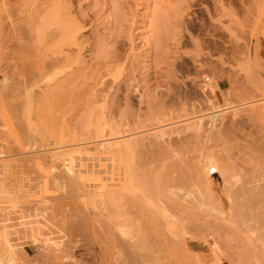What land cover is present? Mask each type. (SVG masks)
<instances>
[{"label": "rangeland", "instance_id": "1", "mask_svg": "<svg viewBox=\"0 0 264 264\" xmlns=\"http://www.w3.org/2000/svg\"><path fill=\"white\" fill-rule=\"evenodd\" d=\"M3 1L4 0H0L1 5ZM5 1L4 3H6L7 7L10 9H14L16 6L19 7V5L20 7L23 5H28L27 7H29L27 8L29 10L28 14L25 15L24 12V15L22 14L20 16L18 13L14 12V10H10L14 23L24 21L25 19L27 20L29 18L27 15L30 13L39 18V20H37L38 18L34 19V16H32L36 22H41L43 20L44 17L41 16H45L44 19L48 21L52 19L50 20L52 23L50 31L52 32L49 31L46 36L44 35L42 37L43 39H40L41 37L39 38L41 42L44 40L42 43L38 41V44V42H36L38 37L35 34L36 37L34 35L32 36V34H25V36H23L24 34L19 35L20 40L18 42L22 47L26 49V45L31 42L30 44H34V46L38 44L39 46H37L39 49L42 47L41 50L43 53L51 54L54 51L62 50L69 56H80L83 61L85 60L83 62L85 65L82 63V66L78 64L79 66L76 67V63L71 62L70 65L72 67L65 69L66 71L62 73L59 72L67 66L58 68V72L56 69H54L56 72L53 69H49V72H45L44 78L40 77L41 79H38L42 82L36 80V77V82L34 79L31 81V83L35 82V84L32 86L28 84V90H31L30 96H28L27 90H24L27 84L25 85L24 81L15 78L16 76L14 75L8 90H4L6 88H4L0 82V152L8 156L6 157L8 161L6 160L3 163L4 165L1 166L3 169L1 170L3 187L0 188H3L4 191L2 192L0 189V235L9 237L10 241L14 242L15 246L20 247V250L14 255L16 260L15 264H66L67 262L61 260L65 256L75 258L74 264H103V261H105L104 264H112L111 261L115 259L113 255L116 254V248H114L115 239L113 238L114 235L118 236L115 232V230L117 231V227L114 228L113 225L117 226L116 222L121 218L119 217L120 215L118 216L119 212L115 209L113 210L117 213L111 212L110 210L112 207L109 206L108 209L106 208L103 211L105 213L110 209L107 213L102 215L104 218L100 217L101 215H97L100 213V206L98 208L97 206L91 205L95 204V202L99 204L97 202L99 200L96 198V201L94 200L95 202H91L92 200L90 199L94 197L90 198V194L87 193L93 190L90 186V182H88L87 179L83 181L82 178V180H80L79 177H75L74 179L77 178L75 181L79 184L77 183V185H74L68 181L65 174L63 176V168L60 165L61 161L64 162L65 160V158H63L65 157L63 150L65 151L67 148L68 150L72 148H82V146L94 147L100 139H87V141L84 140L83 142L79 139L86 138L88 135H93L95 133L94 130L99 129V125H108L111 126V128L113 127V129L122 131L126 128L125 123H127L132 129L131 133L126 132L121 135L110 136V127L107 126L105 130L106 136L102 140L106 144L144 137L149 144H153L158 140V145L161 147L164 143H168V140L173 142L172 138L174 140L176 139V137H172L162 142L160 135L164 131L170 132V130H175L205 117L206 122L204 121L203 123L206 124H204L206 128V126H209V119L207 118L213 115L212 111H214L213 109L215 106L218 107L220 105L211 90L214 86L213 84L216 83L221 90V93L218 94L219 97H222L221 99L223 100L227 99L224 100L226 102H222L221 100V109L225 108V112L231 107L226 103L233 100L237 105L234 103H232V105H236V107L239 106L238 108L243 109L245 114H248L250 112L248 109H252V107L255 112L258 110L262 112L264 110V107H262V105L264 106V90H262L264 89V51H261V49L264 44V0ZM42 2L44 3L42 4ZM57 2L60 3L63 8L61 5L59 7ZM221 5L229 9L232 8L235 13L233 14V11L231 12V18L229 16L231 15L229 11H225L228 12L229 15L223 14L225 13V9L222 10L223 6L221 7ZM2 6L4 7L5 5ZM43 9L46 11L44 12ZM34 12L37 13V15H35ZM224 15H226L227 18ZM6 18L7 16H5V22L7 23L6 29H8L10 28L11 22ZM73 22H75V24ZM76 23L86 27L80 31L79 24ZM22 24L24 23L22 22ZM76 25H78V30L76 29L77 27H75ZM72 31L74 33V39L71 36ZM75 43L77 45H75ZM246 57H248L249 60L248 58L246 59ZM249 61H251V63H249ZM0 62L3 63L1 67L5 68L7 66L4 61L0 60ZM11 62L14 63L13 61ZM252 63L253 65H251ZM243 64L252 66L246 67L245 69L248 68L249 70V68H251V71L249 70L252 72L251 75H253V73L257 75L254 76V80H251L255 82V84H259L258 86L255 85L258 87L256 89L257 91L255 88L252 91V86L249 88L250 84L247 83V81H251L246 79H249V77H246L247 75L244 74L245 71L241 73L242 70L240 71L241 67L239 66ZM256 65L259 66L256 67ZM13 67L12 64L11 68H7L9 75L15 73L16 69L14 70ZM74 70L84 71L83 73L85 75L83 74V76H86V78H84V84L82 83V81L84 82L83 78H78L75 81H66L67 77H69ZM247 74L250 75L249 72H247ZM252 77L253 76H251V78ZM0 80H2V77H0ZM64 81L69 83L70 86L63 83ZM131 81H133L134 84H132ZM81 83L82 87L78 85ZM128 83L134 85V88L140 86V90L137 92L131 89L132 92L129 93L130 90H128L127 93V89H129L131 85ZM242 83L248 84V86ZM61 84L69 86H67L69 91L64 86L61 87L63 90H67H65L66 94H62L67 98L73 99L72 101L69 99V103H67L68 101H63V99L66 98L59 96L56 102L54 100L56 99V97L54 98V96L57 95L56 93V95L54 93L51 95L52 93H50L49 97L48 91L53 89L61 93L60 89H55L56 86H60ZM114 84H116L115 88H113ZM243 86L245 88H243ZM78 87H80V89ZM110 87L112 89H110ZM259 87H262V89H259ZM46 89L48 91H46ZM159 89L161 91H159ZM231 89H234L233 91L235 92L236 90L238 91L232 94ZM98 90H100L98 95H106L107 101H104L106 99L103 97V100L101 99L102 101L96 103L98 98H96L97 94L94 93ZM70 91L74 98L70 97ZM144 91L147 93L144 94ZM248 91L252 94V97L256 95L257 92L259 93H257L256 97L250 98L251 94L246 95ZM45 92L48 94L47 98L45 97ZM67 93L68 96H66ZM238 93L240 95H238ZM144 95L146 96L144 97ZM230 95L231 97H229ZM248 96L249 99H245V97ZM29 97L30 102L28 103ZM60 98L65 103H60L61 100L58 101ZM126 98L131 102L129 105L131 110L128 109L129 111H127L128 115L127 112L124 111L125 105H127ZM99 102H105V106H108L106 107L107 110L104 112L105 114L102 113L103 111L98 107L99 105L96 106ZM183 102L188 103L187 106H185L186 110L183 108L184 106L182 107ZM150 103L152 105H150ZM192 103H198L195 110H192V107H190ZM254 107L257 108L255 109ZM27 108L28 111L25 113ZM232 108L233 106L229 111L238 109ZM260 108L262 110H260ZM254 110L253 113H255ZM193 111L198 113L195 115ZM229 111L226 114L228 116L227 118L230 119L231 113H229ZM101 113L103 115H100ZM121 113L124 115L126 113L127 118ZM188 114H191V116ZM97 119L98 121L96 122L95 120ZM244 119L247 120L246 118ZM88 121L89 123H87ZM29 124H33V127L28 128V130L23 127V125L27 127ZM247 126L248 125L245 127V129L249 128V130H246L247 132L251 129L253 131L256 130L254 126L252 127L249 125L250 127L248 128ZM215 132L216 131L212 133L215 134ZM216 134L214 136H216ZM92 150L94 151V149ZM50 166H55L57 168L56 174H51L49 170ZM48 170L49 174H47ZM44 173L46 176H44ZM50 174L52 176H50ZM19 179H21L24 185L20 189H18ZM41 180L49 183L50 187H44L46 184H41ZM59 183L62 184L59 185ZM30 184L35 185L29 187L28 185ZM38 186L43 187L44 191ZM75 186L77 187L75 188ZM34 187L35 189H33ZM37 187L42 190H37ZM29 188L32 189V192H30ZM22 189H25V191ZM13 190L22 192L16 194ZM12 192L15 194H11ZM84 192H86L88 196ZM83 196L86 197L83 198ZM100 203L102 202L100 201ZM93 207L97 209H93ZM101 207L103 206L101 205ZM94 210L98 211L96 212ZM109 212H111L110 214L112 216L108 214ZM107 215L111 217L109 218L111 221L106 219L105 216ZM113 216L116 217L114 218L115 221ZM91 218L96 222L93 219L87 222ZM85 219H87V221ZM98 220H101V223L102 221H107L105 222L106 224H101ZM92 221L95 223H91ZM163 223L164 220L159 222V227L156 226L157 230H154V227H152L153 229L150 227V229L148 227H143L140 229L141 234L140 232L138 233V229L136 230L133 228V231H131L133 233L131 234L134 235L132 239L133 244L138 242L139 238L141 239L143 236L142 233L146 234L145 231L149 232L150 230L152 231H150L151 235L150 233L147 234H149L148 237H152L147 238V240L153 245L159 244V240H163L161 236L168 235L169 232L174 231L173 228L171 230L169 225L164 223L169 230L165 227V232H162L164 230H161V228L164 229L162 226H165ZM91 224L93 225L91 226ZM98 224H101L100 226L103 229L99 226L97 227ZM242 228L243 227H241V229ZM243 229V232L247 231V228ZM154 232H159L158 234L163 233V235L160 234V236L156 238L157 236L155 237L156 233ZM34 234H36V237L38 236L37 238L40 240V242L38 241L39 243L34 242V239L31 238ZM110 234L113 238H111V236L108 237ZM163 237L167 238L168 236ZM1 239L0 237V258H2L1 255L5 252ZM54 241H56L55 243H61V250L56 249V251H54ZM193 241L194 239L192 240L189 238L187 245L184 244L183 247V245L180 244L179 248L169 245V247L166 248L170 250V252L164 249V251L162 250V252L165 253V255L163 254L162 256L164 259L163 261L166 264L168 263L166 261H169L168 264H183L182 262L186 264H219L214 258L210 244L198 240ZM203 245L206 246L207 249H203ZM212 245H214V242ZM261 245L263 244L259 242L258 246L262 248ZM260 247L259 249H261ZM177 248L180 253L185 252L187 254L186 256H190L192 253L194 258L191 256L184 259L185 255L177 256L179 254ZM238 248L240 249L241 247L238 246ZM100 251H104V253L108 251L109 255H103L104 253ZM171 251H173V253ZM261 251L263 250L261 249ZM169 253L170 255L176 253L175 257L172 255L175 259L168 255ZM97 254L103 255V257ZM107 256H109L108 259ZM168 256H170L173 261H171L170 257V260L167 259L166 257ZM243 256L245 255H242V257ZM246 257L242 259H240V257L237 259L236 257L234 259L235 261H232V264H240L242 262V264H257L255 259H251L248 255ZM101 258L102 260L104 259L102 263L98 261L99 259L101 260ZM105 259H107V261ZM225 259L226 258H224V260ZM179 260L181 262H179ZM152 261L154 260L142 261L143 263L141 262L140 264H158L156 262L152 263Z\"/></svg>", "mask_w": 264, "mask_h": 264}, {"label": "bare ground", "instance_id": "2", "mask_svg": "<svg viewBox=\"0 0 264 264\" xmlns=\"http://www.w3.org/2000/svg\"><path fill=\"white\" fill-rule=\"evenodd\" d=\"M4 2L6 1L5 0L3 1L2 5H5L4 7L0 4V60L4 61L7 65L5 68L1 67L3 63L0 62L1 63L0 64V77H2V80H0V82H1V85L4 88H6L4 90H8V88L11 86L12 77L16 76L15 78L21 79L22 81H24L25 85L27 84V86L24 85L26 87L24 90H27L26 92L28 96H30L31 90L30 91L28 90L29 88L28 86L29 85L32 86L33 84H35L36 77H37L36 80H38L40 77L45 76L44 75L45 72H47L49 69H53V70L56 69L57 71L58 68L67 66L68 68L67 67L63 68L59 72V73H62L63 71H66L65 69H69L72 67L70 65L71 62H75L76 67H78L79 65L82 66L81 64L85 60L83 61V59L80 56L72 57V56L67 55L62 50L54 51L51 54L45 53V52L43 53V51L41 50L42 47L41 49H39L38 44L39 42H41L40 39H43L42 37L44 35L46 36V34L50 31V27L52 26V23L50 22V20L52 19L48 21L44 19L45 16H41V17H44L43 20L42 21L40 20L41 22L37 21L38 22L37 23L34 19H37L38 17L30 13L29 15H27L29 16L27 20L25 19L24 21L14 23L12 20V16H11L12 13H10V10H14V12L18 13V15L20 16L24 12H25L24 13L25 15L28 14L29 10L27 8L29 7H27L28 5L27 6L23 5L21 7L19 5V7L16 6V8L10 9L7 7V4ZM43 3L44 2H42V4ZM58 4L60 7L61 4L60 3ZM222 6L223 5H221V7ZM223 7H222V10L225 9L224 12L229 11V14L231 15H229L228 12H225L223 14L229 15L231 18L232 13L234 14L235 12L232 10V8L229 9V8H226L225 6ZM43 10L44 12L46 11L45 9ZM35 15H37V13H35ZM5 16H7L8 21L11 22L10 28L8 29H6L7 23L5 22ZM32 16H34L33 17L34 19L32 18ZM224 16L227 18L226 15ZM37 20H39V18ZM53 21H54V18H53ZM22 22L24 24H22ZM73 23L75 24V22ZM76 24H79V23H76ZM77 26L78 25H76L75 27ZM85 27L86 26L79 24L80 31L81 29L83 30ZM76 29L78 30V27ZM25 34L26 35L32 34V36L35 34L38 37L36 40V42L39 41L37 44L38 46L36 44L34 46V44H30L31 42H29V44L26 45L27 46L26 49L22 47L20 43L18 42L20 40L19 35L25 36ZM71 34H72L71 36L73 37V34H74L73 31ZM74 38L75 37H73V39ZM76 43L75 45H77ZM247 58L248 57H246V59ZM11 61H13L14 63H12ZM249 63H251V61H249ZM12 64L14 66L13 67L14 70L15 69L16 70H15V73L13 72L14 74L12 75L10 74L11 75L10 76L9 72L7 71V68L8 67L11 68ZM83 64L85 65V63ZM248 64L247 65L243 64L244 66L240 65L239 67H241L240 68V71L242 70L241 73L245 71L244 74L247 75L246 77H249V79L248 78L246 79L251 81V80H254V76H257V75L256 74L254 75V73L253 75H251L252 74V72H250L251 68H249L250 71L248 70V68L245 69L246 67H252V66H249ZM255 64H256V61H255ZM251 65H253V63ZM259 65H256V67H258ZM83 72L84 71L82 70H77V71L74 70L73 73L69 75V77H67V80L66 79L65 80L68 82L69 80L75 81L78 78H83L84 82L82 81V83L84 84L85 83L84 78H86V76H83L84 74ZM247 72H249L250 75L247 74ZM251 76L253 77L251 78ZM33 79L35 82L31 83ZM38 81H41V80H38ZM66 81H64L63 83H66ZM82 83L78 85H81L80 87H82ZM131 83L134 84L133 81H131ZM247 83L250 84L249 88L250 86H252V91L254 88L256 90L258 88L257 86L259 85V84H255V82L253 81L251 82L247 81ZM66 84L69 85V83H66ZM132 84L130 85V88L128 87L129 89H127V93H128V90H130L129 93H131L132 92L131 89L137 92L138 90H140V86H137L136 88H134L135 86ZM65 85L61 84L60 86L59 85L56 87L54 86L56 90L60 89L61 93H59L58 90L55 91L53 89L51 90L52 91L51 92L46 89V91H48L49 97H50V93H52L51 95H53V93L54 94L56 93L57 95L55 94L56 96H54V98L56 97V99H54L55 101L57 100L58 96L62 98H66L67 100L63 99V101L65 100V102H67L69 99L70 101H72L73 99L67 98L64 96L67 90L66 89L63 90V88L61 87L64 86L65 88H67L68 85L66 86ZM213 85L214 86L211 89L212 93L215 95L220 105L219 106L217 105L218 107L215 106V108L212 106L214 108L213 109L214 111H212L213 115L207 118L209 119L208 121L209 126L208 127L206 126V128H205L206 124L203 123L204 121L206 122L205 120L206 117H205V118H200L197 121L188 123L185 126L179 127L175 130H170V132L164 131L160 135L162 142L168 139H171L172 137H176V139L174 140L172 138L173 142H171V140H168L169 142L164 143L163 146L161 147L160 145H158L159 143L158 140L155 141L153 144H149L146 142L144 137L143 138L139 137V139L136 138L133 140L127 139L125 141L123 140V142L120 141V142H115L113 144L111 143L106 144L102 140L106 136L105 130L108 125H104V126L99 125V129L98 130L95 129L94 130L95 133L93 135L91 136L88 135L86 138L79 139V140H82V142L84 140L87 141V139L88 140L90 139L99 140L100 139L99 142L94 147H85V146L83 147L82 146V148L80 147L72 148L69 150L68 148L67 149L65 148L66 150L65 151L63 150L64 153L61 152L65 155V157H63L65 158L64 162L61 161V164H60L64 172V173L62 172L61 173L63 174V176L65 174L68 181H70L74 185H77L78 183L75 181L77 179V178L74 179L75 177H79L80 180L83 179V181L84 179L85 180L87 179L88 182H90V186L93 190L87 193L90 194L91 196L90 198H93V197L94 198L93 199L89 198V199L92 200L91 202H95L96 198H98L99 201L97 202L103 206L101 207V205L97 204L96 202L95 204L91 205V206H97L98 208L100 206L99 208L100 213L97 215H101L100 217H102V215H104L110 210L109 209L105 213L103 212L106 208L108 209L109 206L112 207V209L110 210L111 212H116V211L119 212L118 216L120 215L119 217L121 218L120 220H118L119 217L117 216L118 217L117 219L118 222H116L117 226L113 225L114 228L117 227V231L115 230V232L116 234H118V236L114 235V238H113L111 234L108 235V237L111 236V238L115 239L114 248H116V251L115 250L113 251H115L116 254L113 255L114 252L112 251L113 252L112 255L115 258L114 259L111 257L112 259H114V261H111L112 264H132V263L135 264L137 262H139L137 264H140L142 261H147V260H154L152 261V263L156 262L158 264H166L163 261L164 259L162 258L163 254L165 255V253H163L162 250L164 249L165 251L170 252V250L166 248V247H169V245H171V247L176 246L179 248V245L181 244L184 247V244L187 245L189 238L192 240L194 239V241L198 240V241H203L205 243L210 244L214 258L216 259V261H218L219 264L221 263L222 264H227V263L232 264V261L236 257L237 259L239 257L240 259H242L243 257H246L247 255L251 259H255L257 264H264V113H263L264 110L262 112L259 110L255 112V110L252 107V109L251 108L248 109L250 110V112L249 113L246 112L248 114H245V111L243 109L241 108L239 109L238 108L239 106L236 107L237 104L234 103L235 101L233 100L234 102L231 101V102H227L226 104L228 106H231V107L233 106V108H238V109L232 108L233 109L232 111H229L231 107L230 109H228L229 113H231L230 114L231 117L229 119L227 118L228 116L226 114L228 113V111L225 112L226 110L225 108L221 109V106H222L221 100L222 102H226L224 100H227V99H224V100L221 99L222 97H219L218 95L219 93H221L219 85L217 83ZM115 86L116 84L113 85V88H115ZM246 86H248V84ZM80 87L78 88L80 89ZM243 88L245 87L243 86ZM67 89L69 91V88ZM110 89L112 88L110 87ZM234 89H231L232 94L233 92L237 93L238 91L236 90L235 92L233 91ZM237 89H238V86H237ZM259 89H262V87H259ZM100 90L96 91L97 93L93 92L94 94H97L96 98H98V100L95 98L97 100L96 103L98 101H102L103 97L106 99L104 101H107L106 95L104 94L98 95V92H100ZM159 91L161 90L159 89ZM259 92H262V91H259ZM145 93L147 92L144 91V94ZM48 94H46L45 96L46 98ZM248 94H251V93H249L248 91L246 95ZM72 95L73 94L71 92L70 97L74 98ZM238 95L240 94L238 93ZM256 95L252 97V94H251L250 98H254L256 97ZM66 96H68V93ZM145 96L146 95H144V97ZM229 97H231V95ZM128 98H126L125 100H127ZM246 98L249 99V96L245 97V99ZM60 100H61L60 103H65L62 101L61 98L58 99V101ZM113 100H114V96H113ZM70 101H68L67 103H69ZM129 101L130 100H127V105H125L126 106L125 108L127 110L124 108V111L126 112L131 110V107L129 106L131 102ZM29 102H30V97H29L28 103ZM102 103L99 102L98 104H96V106L99 105L98 107H100L101 110L103 111L102 113H104L105 110H107L106 107L108 106H105V102L103 104ZM232 103L236 105L234 106L232 105ZM187 104H188L187 102H183L182 107L184 106L183 108L185 110H186L185 106H187ZM150 105L152 104L150 103ZM196 106H198V103H192L190 107H192V110L193 109L195 110ZM257 107H254V108L256 109ZM262 107L264 106L262 105ZM184 109L182 110L185 111ZM253 110L255 113H253ZM260 110L262 109L260 108ZM27 111H28V108L25 110V113ZM102 113L100 115H103ZM197 113L195 112V115ZM127 115H128V112H127ZM188 115L191 116V114H188ZM245 115H248V116H245ZM124 117H126V113ZM244 118H246L248 121L245 120ZM95 121L97 122L98 119ZM26 123H30V122H26ZM87 123H89V121ZM125 125L124 126L126 128L122 131L113 129V127L111 128V126H108L110 127L109 135L116 136V135H121L126 132L131 133L132 129L130 126H128L129 124L127 125V123H125ZM246 125H248L247 128L250 126L252 127L254 126L256 127L255 128L256 130L253 131L251 129L250 131L247 132L246 130H249V128L245 129ZM23 127H25L28 130V128L33 127V124L32 125L29 124L27 127L23 125ZM214 131H216L215 134L217 133L216 136H214L215 134H213ZM92 149H94V151ZM6 157H8L6 156V154H3L2 152H0V187H3V183L1 181L2 180L1 170L3 169L1 166H3L4 165L3 163L8 159ZM49 170L51 174L54 175L56 174L57 168L55 166H50ZM49 170L47 171L48 173L46 172L47 174H49ZM51 174L50 176H52ZM44 176H46L45 173H44ZM21 179H19L20 182L18 184V187H19L18 189L24 186L22 184ZM43 181L41 182V184L44 183L46 184V186L44 185H41V186H44V187L49 186V183L43 182ZM53 182H58V181H53ZM62 183H59V185ZM24 184H27V183H24ZM14 185H17V184H14ZM31 185H35V184H30L28 186L30 187ZM65 185L67 186L66 183ZM41 186H38V187H41ZM38 187H37V190L43 189L44 191L43 187H41L42 189L41 188L38 189ZM76 187L77 186H75V188ZM33 189H35V187ZM1 190L2 192L4 191L3 188ZM29 190L30 192H32V189L29 188ZM13 191L16 192L15 190ZM23 191H25V189ZM18 192L21 193L22 191H18ZM18 192H16V194ZM11 194H13V192ZM85 197L83 196V198ZM100 201L102 203H100ZM93 209H97V208L93 207ZM113 209H115L116 211ZM94 211L97 212L98 210H94ZM111 212H109L108 214H110ZM115 216H113V219L116 218ZM105 217L106 219L111 218V217H108V215ZM87 219L85 220L87 221ZM92 219L93 218L89 219L87 222L91 221ZM163 220L165 224L169 225V228H171V230L172 228L174 229V231L169 232L168 235L166 233H164L166 235H163V233H160L163 236H166V237L168 236L167 238H164L163 236H161L163 240H159V244L153 245L151 242H149V240H147V238L152 237V236L148 237L149 234L147 233H150L151 235L152 231L150 230L151 231L150 232L148 230L149 232H147L145 230H142V231H145L146 234L142 233L143 236L141 237V239L139 238V241L133 244L132 239L134 238V235H132L133 233L131 232L133 231V228H135L136 230L138 229L139 230L138 233L140 232V234H141L140 229L143 227H148V228L154 227V230H157V227H159L158 226L159 222ZM94 221H92L91 223L96 222ZM106 221H102L101 223V220L100 221L98 220V222L101 224H106L105 223ZM112 223L115 224L114 222ZM101 224H98L97 227L99 226L100 228H102L100 226ZM92 225L93 224H91V226ZM166 226L167 225L162 226L164 228V229L161 228V230H164L162 232H165ZM241 227H243L244 229L247 228V231L243 232L242 231L243 228L241 229ZM169 228L167 229L169 230ZM108 230H111V229H108ZM156 234H155V237L157 236L156 238H158L160 234L158 235ZM0 237L2 238L1 240L5 248V252H3V255H1L2 258H0V264H15L16 260H15L14 255H16V252L20 250V247L15 246L14 242H11L9 237L5 235L4 236L0 235ZM37 237H36V234H34L32 235L31 238L34 239V242L39 243L40 240ZM150 241H153V240H150ZM55 242L56 241H54V243ZM213 242H214V245H212ZM259 242L263 244L261 245L262 248L258 246ZM235 244H237L241 248L239 249L238 246ZM54 246H55L54 251H56V249L59 250L62 245L61 243L60 244L55 243ZM259 247L263 251H261ZM178 248H177V251H179ZM202 248L207 249V247L204 245L202 246ZM100 252L104 253V251H100ZM171 252L173 253V251ZM178 253H177L178 254L177 256L185 255L184 259L186 257L189 258L193 256L192 253L190 256H186L187 254L185 252L180 253L179 251ZM107 254H108V251H106L103 255H107ZM175 254L170 255L169 253L168 255H170L171 257L173 255V257H175ZM97 255H100V254H97ZM103 255L102 256L100 255V256L103 257ZM242 255H245V256L242 257ZM170 256L166 258L170 260L171 258ZM108 258L109 256H107V259ZM172 258H171V261L175 259V258L173 259ZM224 258L226 259L224 260ZM246 258L249 259L248 257ZM107 259L105 260L107 261ZM61 260H63L64 262L70 263V264L75 263V258L70 257V256L69 257L65 256ZM103 260L101 258V260L99 259L98 261L102 263ZM180 260L179 262H181ZM104 262L105 261H103V264ZM166 262L169 263V261H166ZM182 263L186 264L184 262Z\"/></svg>", "mask_w": 264, "mask_h": 264}, {"label": "crops", "instance_id": "3", "mask_svg": "<svg viewBox=\"0 0 264 264\" xmlns=\"http://www.w3.org/2000/svg\"><path fill=\"white\" fill-rule=\"evenodd\" d=\"M261 51H264V44L262 45V49H261Z\"/></svg>", "mask_w": 264, "mask_h": 264}]
</instances>
